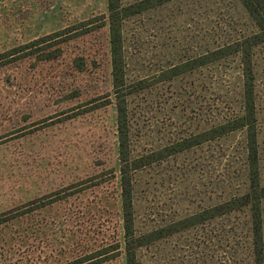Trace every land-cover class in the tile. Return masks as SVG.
<instances>
[{"label": "rangeland", "instance_id": "1", "mask_svg": "<svg viewBox=\"0 0 264 264\" xmlns=\"http://www.w3.org/2000/svg\"><path fill=\"white\" fill-rule=\"evenodd\" d=\"M120 1L131 157L244 114L242 54L199 64L259 32L240 0ZM252 64L264 185V41ZM117 122L108 0H0V264H127ZM246 145L238 129L134 171L136 234L246 193ZM251 226L243 207L144 244L137 264H254Z\"/></svg>", "mask_w": 264, "mask_h": 264}, {"label": "trees", "instance_id": "2", "mask_svg": "<svg viewBox=\"0 0 264 264\" xmlns=\"http://www.w3.org/2000/svg\"><path fill=\"white\" fill-rule=\"evenodd\" d=\"M145 0L144 8L161 4L169 0ZM250 16L259 27V32L232 44L219 47L208 52L200 60V65L213 62L220 58L227 57L233 52H240L243 60L244 76V114L224 123L217 124L202 133L182 139L165 147L164 151L152 152L138 158L131 157L129 115L124 88L125 82V61L123 55L122 23L127 13L120 0H108L110 42L112 53V69L114 78L115 94L117 97V118L118 137L121 160V184L123 198V217L126 238V261L127 264H137L136 250L144 244L173 234L195 224L213 219L218 216L236 211L243 207H249L251 211V230L253 238L254 264H264V233H263V210L262 200L264 199V185L260 181L259 147L255 101V76L252 64V48L254 45L264 41V0H240ZM143 2L135 6H142ZM133 8V7H131ZM139 9V8H138ZM141 9V8H140ZM72 28H66L48 36L34 40L20 49H25L32 44H38L48 37L64 36ZM199 66V65H198ZM174 76L181 74L180 68L174 67ZM245 129L247 133V161L250 187L246 193L238 196H231L229 199L206 208L191 216H187L169 226L153 230L147 236L136 234L134 203H133V172L137 169L152 164L162 158L186 151L194 146L218 137L227 135L235 130ZM160 154V156H157Z\"/></svg>", "mask_w": 264, "mask_h": 264}]
</instances>
